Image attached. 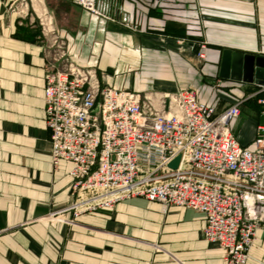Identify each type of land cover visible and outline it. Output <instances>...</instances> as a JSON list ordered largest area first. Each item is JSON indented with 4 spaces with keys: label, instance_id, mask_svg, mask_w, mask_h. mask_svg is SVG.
<instances>
[{
    "label": "crops",
    "instance_id": "1",
    "mask_svg": "<svg viewBox=\"0 0 264 264\" xmlns=\"http://www.w3.org/2000/svg\"><path fill=\"white\" fill-rule=\"evenodd\" d=\"M115 1L139 31L93 15L75 0L43 3L70 57L96 68L107 86L142 94L194 88L218 109L243 100L231 128L253 148L264 122V87L219 72L225 48L264 54V0ZM37 15L34 0H0V264H226L224 250L204 237L203 214L164 210L142 196L83 213L73 225L47 219L93 193L72 191L70 161L58 169L51 162L48 51ZM246 264H264L263 229Z\"/></svg>",
    "mask_w": 264,
    "mask_h": 264
},
{
    "label": "built area",
    "instance_id": "2",
    "mask_svg": "<svg viewBox=\"0 0 264 264\" xmlns=\"http://www.w3.org/2000/svg\"><path fill=\"white\" fill-rule=\"evenodd\" d=\"M75 2L140 30L115 0ZM35 24L47 41L44 99L52 165L70 161L72 191L93 193L47 219L73 225L83 213L142 196L164 210L178 206L203 214L204 237L224 250L226 264H246L258 230H264V122L253 148L242 145L231 124L243 100L218 109L194 88L142 94L107 86L96 68L70 57L48 10ZM259 102L264 105V98ZM177 155L179 166L169 168Z\"/></svg>",
    "mask_w": 264,
    "mask_h": 264
},
{
    "label": "water",
    "instance_id": "3",
    "mask_svg": "<svg viewBox=\"0 0 264 264\" xmlns=\"http://www.w3.org/2000/svg\"><path fill=\"white\" fill-rule=\"evenodd\" d=\"M219 76L264 87V54L244 53L231 48L223 50ZM181 155H177L168 167L176 169Z\"/></svg>",
    "mask_w": 264,
    "mask_h": 264
},
{
    "label": "bare ground",
    "instance_id": "4",
    "mask_svg": "<svg viewBox=\"0 0 264 264\" xmlns=\"http://www.w3.org/2000/svg\"><path fill=\"white\" fill-rule=\"evenodd\" d=\"M34 6L37 12L43 16L46 12V7L43 3V0H34Z\"/></svg>",
    "mask_w": 264,
    "mask_h": 264
},
{
    "label": "rangeland",
    "instance_id": "5",
    "mask_svg": "<svg viewBox=\"0 0 264 264\" xmlns=\"http://www.w3.org/2000/svg\"><path fill=\"white\" fill-rule=\"evenodd\" d=\"M254 89H255V88H254ZM253 91H254V90H250L249 92H253ZM256 101H257V99H256ZM256 101H255V103H257Z\"/></svg>",
    "mask_w": 264,
    "mask_h": 264
},
{
    "label": "trees",
    "instance_id": "6",
    "mask_svg": "<svg viewBox=\"0 0 264 264\" xmlns=\"http://www.w3.org/2000/svg\"><path fill=\"white\" fill-rule=\"evenodd\" d=\"M160 30H161V29H160ZM161 31H163V32L167 33V32H166L165 30H163V29H162ZM190 40H192V39L190 38Z\"/></svg>",
    "mask_w": 264,
    "mask_h": 264
}]
</instances>
